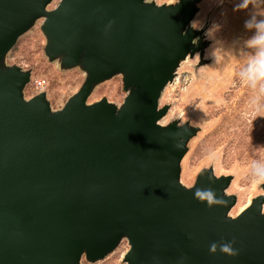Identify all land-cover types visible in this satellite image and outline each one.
Instances as JSON below:
<instances>
[{"label":"water","instance_id":"1","mask_svg":"<svg viewBox=\"0 0 264 264\" xmlns=\"http://www.w3.org/2000/svg\"><path fill=\"white\" fill-rule=\"evenodd\" d=\"M51 1L0 0V264L93 262L122 238L127 264H264V193L230 215L232 175L182 183L198 127L159 122L161 91L206 46L190 24L200 0ZM39 18L48 59L85 73L58 109L45 91L26 98L31 71L5 62ZM114 75L121 104L88 102Z\"/></svg>","mask_w":264,"mask_h":264},{"label":"rangeland","instance_id":"2","mask_svg":"<svg viewBox=\"0 0 264 264\" xmlns=\"http://www.w3.org/2000/svg\"><path fill=\"white\" fill-rule=\"evenodd\" d=\"M157 4L175 0H153ZM59 0H52L47 9ZM200 0L190 24L201 30L206 42L202 54L188 55L177 68L159 97V107L168 105L161 122L174 119L197 126L181 159V182L192 185L202 168L212 167L215 175H232L227 193L236 196L230 213L236 215L259 193H264V89L241 75L256 49L247 41L255 29L246 21L264 20V0ZM39 18L21 34L6 54V64L29 69L31 76L23 89L24 96L45 91L52 109L63 106L78 90L85 73L79 67L61 68L44 53L45 36ZM126 91L121 75L98 83L87 101L106 97L119 105ZM257 169H261L260 172ZM129 248L126 238L103 258L82 264H127L124 254Z\"/></svg>","mask_w":264,"mask_h":264},{"label":"clouds","instance_id":"3","mask_svg":"<svg viewBox=\"0 0 264 264\" xmlns=\"http://www.w3.org/2000/svg\"><path fill=\"white\" fill-rule=\"evenodd\" d=\"M249 0H244L243 7H247ZM245 27L248 29H255L253 36L247 41L250 48L256 49L255 54L249 59L248 67L245 69L242 76L250 81L253 87L256 86L257 82H260V87L264 89V20L253 23L251 20L245 22ZM258 172L261 169H257ZM212 251H215V246L212 247ZM222 251L233 255V250L228 246L224 245Z\"/></svg>","mask_w":264,"mask_h":264},{"label":"bare ground","instance_id":"4","mask_svg":"<svg viewBox=\"0 0 264 264\" xmlns=\"http://www.w3.org/2000/svg\"><path fill=\"white\" fill-rule=\"evenodd\" d=\"M181 62H182V61H181ZM180 65H181V63H180ZM180 65H179V66H180ZM175 74H176V73H175ZM161 120H162V119H160L159 122H160L161 124H163V122H161ZM247 205H248V204H247ZM263 210H264V203H263ZM230 215H232V214L230 213Z\"/></svg>","mask_w":264,"mask_h":264}]
</instances>
